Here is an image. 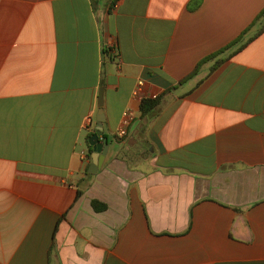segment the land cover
<instances>
[{"label": "crops", "instance_id": "obj_1", "mask_svg": "<svg viewBox=\"0 0 264 264\" xmlns=\"http://www.w3.org/2000/svg\"><path fill=\"white\" fill-rule=\"evenodd\" d=\"M263 10L0 0V264H264L261 23L183 82ZM140 80L160 100L146 116ZM101 89L110 146L90 173Z\"/></svg>", "mask_w": 264, "mask_h": 264}, {"label": "trees", "instance_id": "obj_2", "mask_svg": "<svg viewBox=\"0 0 264 264\" xmlns=\"http://www.w3.org/2000/svg\"><path fill=\"white\" fill-rule=\"evenodd\" d=\"M261 23V28L259 29V32H262L264 30V10L257 16V18L255 19V21L251 24V26L245 30L241 36L239 38H237L235 41H233L231 44H229L228 46L224 47L223 49H221L219 52H217L216 54H213L212 56H209V58L201 61L197 68L195 69V71L188 76L184 81H186L187 79L191 78L192 76L196 75L200 69V67L202 66V64L204 62H206V60L210 59V58H214V57H218L219 55H222L224 53H226L228 50L234 48V47H238V49H242L250 40H252L254 37H249L247 40H245L246 35L251 31V29L256 26L257 24ZM257 34V35H258ZM160 103L159 97L156 99H151V98H146L142 101L141 104V113L143 116H146L148 114H150ZM92 134H89L88 138H90ZM90 146V145H89ZM92 147L90 146V149ZM93 208L95 209V211L97 212H102L105 211L107 209V205L104 203H101L98 200H93L92 202Z\"/></svg>", "mask_w": 264, "mask_h": 264}, {"label": "water", "instance_id": "obj_3", "mask_svg": "<svg viewBox=\"0 0 264 264\" xmlns=\"http://www.w3.org/2000/svg\"><path fill=\"white\" fill-rule=\"evenodd\" d=\"M103 89L100 90L99 93V101H98V107H99V116H98V127L96 128L94 134L89 138V143L94 149V163L91 165L94 169H89L90 173L97 172L98 165L96 162L99 159L102 160L103 156L107 154V151L109 149L110 144L106 143L104 144L101 140L104 139V132H103V123L105 121L104 119V94ZM103 155V156H102Z\"/></svg>", "mask_w": 264, "mask_h": 264}, {"label": "built area", "instance_id": "obj_4", "mask_svg": "<svg viewBox=\"0 0 264 264\" xmlns=\"http://www.w3.org/2000/svg\"><path fill=\"white\" fill-rule=\"evenodd\" d=\"M111 52H115V49L112 47ZM144 81L140 80L134 90V98L142 104V101L146 98H151V99H156L159 97L158 94H153L152 96H147L145 94L144 90ZM136 115L135 112L131 109L128 108L125 110L123 113V118L120 127L118 128L116 132V138L122 141H125L129 135V128L132 125V123L135 121ZM87 124L91 125L92 124V119L91 117L87 118Z\"/></svg>", "mask_w": 264, "mask_h": 264}]
</instances>
